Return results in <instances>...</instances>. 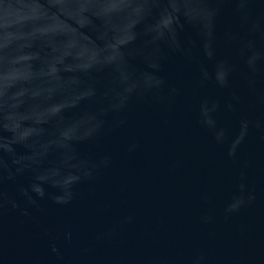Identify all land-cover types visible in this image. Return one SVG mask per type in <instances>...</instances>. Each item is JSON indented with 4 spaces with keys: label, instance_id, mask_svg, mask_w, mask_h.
<instances>
[{
    "label": "water",
    "instance_id": "95a60500",
    "mask_svg": "<svg viewBox=\"0 0 264 264\" xmlns=\"http://www.w3.org/2000/svg\"><path fill=\"white\" fill-rule=\"evenodd\" d=\"M0 264H264V0H0Z\"/></svg>",
    "mask_w": 264,
    "mask_h": 264
}]
</instances>
